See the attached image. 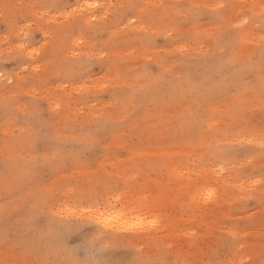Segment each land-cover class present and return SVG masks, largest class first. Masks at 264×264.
Wrapping results in <instances>:
<instances>
[{
    "label": "rangeland",
    "instance_id": "1",
    "mask_svg": "<svg viewBox=\"0 0 264 264\" xmlns=\"http://www.w3.org/2000/svg\"><path fill=\"white\" fill-rule=\"evenodd\" d=\"M0 264H264V0H0Z\"/></svg>",
    "mask_w": 264,
    "mask_h": 264
}]
</instances>
